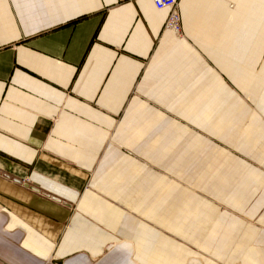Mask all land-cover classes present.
Instances as JSON below:
<instances>
[{"label": "crops", "instance_id": "0c3cea01", "mask_svg": "<svg viewBox=\"0 0 264 264\" xmlns=\"http://www.w3.org/2000/svg\"><path fill=\"white\" fill-rule=\"evenodd\" d=\"M0 0V264H264V0Z\"/></svg>", "mask_w": 264, "mask_h": 264}, {"label": "built area", "instance_id": "2783aa9c", "mask_svg": "<svg viewBox=\"0 0 264 264\" xmlns=\"http://www.w3.org/2000/svg\"><path fill=\"white\" fill-rule=\"evenodd\" d=\"M151 2L156 10L166 11L163 28L173 33L179 34L181 25L177 0H151Z\"/></svg>", "mask_w": 264, "mask_h": 264}]
</instances>
